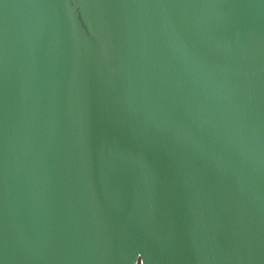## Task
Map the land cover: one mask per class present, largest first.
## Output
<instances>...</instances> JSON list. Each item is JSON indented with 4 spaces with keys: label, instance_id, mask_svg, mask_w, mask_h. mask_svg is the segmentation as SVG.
I'll list each match as a JSON object with an SVG mask.
<instances>
[{
    "label": "water",
    "instance_id": "obj_1",
    "mask_svg": "<svg viewBox=\"0 0 264 264\" xmlns=\"http://www.w3.org/2000/svg\"><path fill=\"white\" fill-rule=\"evenodd\" d=\"M0 264H264V0H0Z\"/></svg>",
    "mask_w": 264,
    "mask_h": 264
}]
</instances>
